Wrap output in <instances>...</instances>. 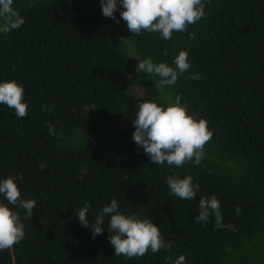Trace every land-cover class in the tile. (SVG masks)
Listing matches in <instances>:
<instances>
[{"label":"trees","instance_id":"1","mask_svg":"<svg viewBox=\"0 0 264 264\" xmlns=\"http://www.w3.org/2000/svg\"><path fill=\"white\" fill-rule=\"evenodd\" d=\"M13 7L25 23L0 33V82L21 84L28 110L18 118L0 104V181L13 178L36 207L25 220V210L0 195L25 230L0 251V264H174L181 255L185 264H264V0H211L205 17L171 40L133 35L123 9L105 17L101 0H14ZM180 51L191 68L171 88L161 91L158 77L136 71L148 57L174 67ZM176 95L213 132L199 166L150 163L133 140L139 104L167 106ZM68 137L78 146L62 145ZM171 174L193 178L195 199L171 194ZM212 195L231 229L217 228L215 214L206 226L196 222L200 199ZM113 199L121 213L152 220L172 248L115 256L108 217L93 238L76 210L91 203V223Z\"/></svg>","mask_w":264,"mask_h":264},{"label":"clouds","instance_id":"2","mask_svg":"<svg viewBox=\"0 0 264 264\" xmlns=\"http://www.w3.org/2000/svg\"><path fill=\"white\" fill-rule=\"evenodd\" d=\"M206 3L210 4L211 0H101V7L103 15L113 19L118 8H122L120 16L133 35L138 36L142 32L159 33L163 39L171 40L174 32H185L189 25L205 17ZM13 5L14 0H0V33H10L25 23ZM138 61L136 71L158 77L156 87L161 91L165 87L174 86L179 76L191 68L186 51H180L175 57L174 67L164 62L155 63L151 57ZM191 79L199 80L201 76L195 74ZM24 96V87L17 81L0 82V104L13 109L18 118L27 116L28 105L23 102ZM181 100L182 97L176 95L174 101L169 97L167 106L159 105L155 101L139 104L133 120V140L143 148L150 163L158 166L167 163L169 167L180 168L186 162L194 161L199 166L205 156L204 148L212 139L213 132L206 120H197L190 115ZM44 110L49 111L47 105ZM48 128L49 134L55 136V127L49 125ZM166 184L171 194L182 200L195 199L199 191V185L193 184L190 175L180 178L171 174L167 177ZM0 195L8 204L25 210V220L32 218L36 201L22 199L21 191L13 178L0 181ZM91 207V203H86L84 207L76 210V218L82 226L92 230V237L95 238L103 234L105 217H108V240L114 248L115 256L142 258L149 251L157 253L161 249L172 248V243H165L159 227L152 220L141 219L136 214L121 213L116 199L101 208L94 222L90 223L88 212ZM220 208V202L215 195L210 198L202 197L199 201V214L195 217L196 222L203 221L206 226L209 217L215 214L217 228L231 229V224H223ZM236 212L239 214V207ZM24 238L25 230L20 213L0 203V251L12 249ZM185 259L181 255L174 264H185Z\"/></svg>","mask_w":264,"mask_h":264},{"label":"rangeland","instance_id":"3","mask_svg":"<svg viewBox=\"0 0 264 264\" xmlns=\"http://www.w3.org/2000/svg\"><path fill=\"white\" fill-rule=\"evenodd\" d=\"M69 138V137H68ZM77 140V139H76ZM61 143H62V145H68V146H72V147H75V146H78V144H77V142L76 141H74V139H71V138H69V139H67V140H62L61 141Z\"/></svg>","mask_w":264,"mask_h":264}]
</instances>
